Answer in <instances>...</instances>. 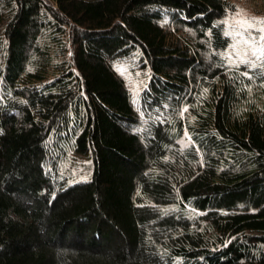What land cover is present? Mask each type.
<instances>
[{"label": "trees", "instance_id": "1", "mask_svg": "<svg viewBox=\"0 0 264 264\" xmlns=\"http://www.w3.org/2000/svg\"><path fill=\"white\" fill-rule=\"evenodd\" d=\"M231 7L0 0V264H264V69L222 56Z\"/></svg>", "mask_w": 264, "mask_h": 264}, {"label": "rangeland", "instance_id": "2", "mask_svg": "<svg viewBox=\"0 0 264 264\" xmlns=\"http://www.w3.org/2000/svg\"><path fill=\"white\" fill-rule=\"evenodd\" d=\"M231 9L221 18L224 26V32L229 38L228 45L221 51L230 66L244 65L248 68H263L264 55L260 58L252 56V47L264 46V41L260 37L264 35L261 29H264V6L262 0H229ZM245 21L242 25L240 22ZM247 24L252 27L248 28ZM240 34V35H238ZM254 37L255 40L251 38ZM242 40H247L244 44ZM236 46L235 48L233 46ZM247 53V55H245ZM247 62H241V60ZM113 67L124 79L132 97L137 98L141 88L148 81V70L140 65L137 59H120L113 63ZM253 90V89H251ZM91 161L88 156H75L68 162L66 174L70 177L87 178L90 173Z\"/></svg>", "mask_w": 264, "mask_h": 264}, {"label": "snow or ice", "instance_id": "3", "mask_svg": "<svg viewBox=\"0 0 264 264\" xmlns=\"http://www.w3.org/2000/svg\"><path fill=\"white\" fill-rule=\"evenodd\" d=\"M242 25H244V24H246L247 22H245V21H241L240 22ZM247 27L248 28H251L252 27V25L251 24H247ZM261 31L262 32H264V29H261ZM238 35H240V34H238ZM252 40H255V38L254 37H252L251 38ZM260 40L261 41H264V35H262L261 37H260ZM242 42L244 43V44H248V41L247 40H242ZM234 48L236 47L235 45L233 46ZM250 47H252V56H254V57H256L257 59H259L260 58V55H264V46H262L261 48H256L255 47V45L253 44V45H250ZM245 55H247V53H245ZM241 62H247V61H244L243 59L241 60Z\"/></svg>", "mask_w": 264, "mask_h": 264}]
</instances>
